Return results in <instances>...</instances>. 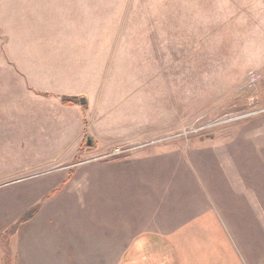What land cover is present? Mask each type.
I'll return each instance as SVG.
<instances>
[{
  "label": "rangeland",
  "instance_id": "obj_1",
  "mask_svg": "<svg viewBox=\"0 0 264 264\" xmlns=\"http://www.w3.org/2000/svg\"><path fill=\"white\" fill-rule=\"evenodd\" d=\"M80 5L94 18L55 17ZM67 94L86 100L98 131L143 130L139 149L123 146L105 162L140 153L137 169L158 175L161 194L168 185L192 217L213 214L225 264H264V0L0 3V257L5 232L40 204L58 172L38 164L68 156L47 147L41 130L75 119L55 113ZM91 146L86 140L72 160L83 163L71 167L73 185L49 196L34 221L51 235L83 231L72 235L88 188L81 174L96 165ZM23 242L13 241L14 264H24ZM160 257L153 264H172Z\"/></svg>",
  "mask_w": 264,
  "mask_h": 264
},
{
  "label": "crops",
  "instance_id": "obj_2",
  "mask_svg": "<svg viewBox=\"0 0 264 264\" xmlns=\"http://www.w3.org/2000/svg\"><path fill=\"white\" fill-rule=\"evenodd\" d=\"M1 1L3 4L9 0ZM52 1L55 0H47L50 4ZM80 7L77 12L68 11L64 15L55 13V17L81 21L94 18ZM67 95L78 98L76 95ZM60 104L62 106L54 105L55 113H70L75 119L62 127L56 125V121L49 122L45 126L46 130L42 129L44 124H41V130L50 136L47 147L66 150L68 156L64 159L57 153L38 164L54 166V170L58 171L43 185L47 191L41 196L53 197L64 187L67 189L73 185L69 183L75 179L76 166L83 163L73 164L72 160L80 154L87 138L92 139V146L87 147V153L95 155L93 160L96 165L90 173L81 174L88 188L79 192L80 198H83L79 201L82 215L72 235L78 227H83V231L77 239H72L70 235L63 238L60 233L58 236H54V232L51 235L49 224H35L38 216L44 213L49 198L9 238L10 264H14L13 241L21 235L24 238V264H44L48 261L54 264H153L155 260L151 261L154 259L152 256L157 257L156 261L159 262L163 254L172 257V264H225L231 261L229 258L224 262L222 240L216 237L220 225L213 214L198 211L200 213L192 217L182 201L176 204L174 193L168 185L164 188L167 191L161 194L158 175L137 169L136 165L143 161L140 153L119 158L116 163L104 161L115 157L108 156L115 148L127 146L130 150L139 149L143 143V130H124L111 136V133L107 134L102 129H95L96 123L92 124L90 120L91 112L80 103L70 106ZM48 109L46 115H51L52 120H55L54 115L57 119L51 108ZM30 127L32 132L33 125ZM41 135L44 137L43 133ZM73 165L76 166L71 168ZM104 168L108 172L102 173ZM30 207L34 208L32 205ZM86 211L91 214L86 215ZM82 221L86 223L81 224ZM23 226L24 230H20ZM1 254L0 264H3L2 249Z\"/></svg>",
  "mask_w": 264,
  "mask_h": 264
},
{
  "label": "trees",
  "instance_id": "obj_3",
  "mask_svg": "<svg viewBox=\"0 0 264 264\" xmlns=\"http://www.w3.org/2000/svg\"><path fill=\"white\" fill-rule=\"evenodd\" d=\"M42 97H49L50 95L44 93L41 94ZM60 101L63 105L66 106H70V105H74V104H78L79 103V98L77 97H68V96H62L60 98ZM84 109H86V104L84 106H82ZM86 139V137H85ZM50 195H46L42 201L40 202V204L36 207H34L33 209H31L27 214H25L22 218H20V220H18L13 226H11L6 232L5 235L2 238V244H1V248H2V252H3V264H10V251L8 248V241L9 238L11 236H13L19 229V227L25 223L26 221H28L29 219H31L40 209V206L45 203L48 199H49Z\"/></svg>",
  "mask_w": 264,
  "mask_h": 264
},
{
  "label": "water",
  "instance_id": "obj_4",
  "mask_svg": "<svg viewBox=\"0 0 264 264\" xmlns=\"http://www.w3.org/2000/svg\"><path fill=\"white\" fill-rule=\"evenodd\" d=\"M79 103L81 105H84L86 103V100L84 98H79ZM91 144L90 140L87 139V146H89Z\"/></svg>",
  "mask_w": 264,
  "mask_h": 264
},
{
  "label": "built area",
  "instance_id": "obj_5",
  "mask_svg": "<svg viewBox=\"0 0 264 264\" xmlns=\"http://www.w3.org/2000/svg\"><path fill=\"white\" fill-rule=\"evenodd\" d=\"M122 153V151H121V149H119V148H117V149H115L114 151H113V154L114 155H119V154H121Z\"/></svg>",
  "mask_w": 264,
  "mask_h": 264
}]
</instances>
